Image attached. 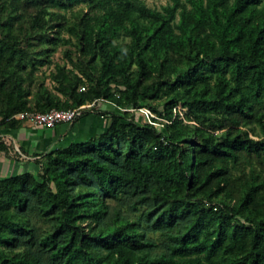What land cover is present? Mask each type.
Returning a JSON list of instances; mask_svg holds the SVG:
<instances>
[{
	"label": "trees",
	"instance_id": "1",
	"mask_svg": "<svg viewBox=\"0 0 264 264\" xmlns=\"http://www.w3.org/2000/svg\"><path fill=\"white\" fill-rule=\"evenodd\" d=\"M94 100L106 130L0 178V264H264V0H0V128Z\"/></svg>",
	"mask_w": 264,
	"mask_h": 264
},
{
	"label": "crops",
	"instance_id": "2",
	"mask_svg": "<svg viewBox=\"0 0 264 264\" xmlns=\"http://www.w3.org/2000/svg\"><path fill=\"white\" fill-rule=\"evenodd\" d=\"M87 114L73 124L60 123L53 128H42L22 123L18 128H0V178L23 172L37 171L35 159L59 145L83 141L106 130L108 119ZM18 155V156H17Z\"/></svg>",
	"mask_w": 264,
	"mask_h": 264
},
{
	"label": "rangeland",
	"instance_id": "3",
	"mask_svg": "<svg viewBox=\"0 0 264 264\" xmlns=\"http://www.w3.org/2000/svg\"><path fill=\"white\" fill-rule=\"evenodd\" d=\"M144 1L146 2V4L148 6L156 8V9H160L162 6L166 5L167 2H169V0H144ZM83 6H84L83 3H75V4H73V6H66L63 8H54L53 10H61V12L66 14V16H69L70 12L72 10H76V9L78 10V9L82 8ZM75 49L76 48L74 45H67V46L66 45H59L57 47V50L54 53H52V55H51L52 63L49 65L41 66L36 70L35 75H34V81H33L34 83H32V86H31L33 93H35L37 91L38 87L40 86L39 84H41L44 87L51 90L52 92L59 94V92L57 90V88L59 87V83L54 79L53 74H56L57 71L60 69L62 72L63 68L75 70V68L73 67V62H72V61L76 60V58L78 56V53ZM65 50H69L70 58L66 57ZM109 105L110 104H108L106 102L99 101V103L92 106L93 111L88 113V114L98 115L97 113H95L96 111H105V110H107V108L109 109V107H110ZM94 110H96V111H94ZM154 114L156 115L155 112H154ZM138 116H139L138 117L139 120H142L143 117L141 116L140 113ZM103 119L105 120L106 117H102V120ZM23 123H27V124L29 123L32 125V123L27 122L26 120L23 121ZM36 169L38 171V167ZM37 171H34V173H36Z\"/></svg>",
	"mask_w": 264,
	"mask_h": 264
},
{
	"label": "built area",
	"instance_id": "4",
	"mask_svg": "<svg viewBox=\"0 0 264 264\" xmlns=\"http://www.w3.org/2000/svg\"><path fill=\"white\" fill-rule=\"evenodd\" d=\"M99 101L108 103L105 100H94L91 103L81 105L73 109H51L47 112H21L14 115L17 120L27 121L32 123L34 126L42 128H53L60 123L72 124L82 116V112L86 108H90ZM129 111H135V109H128ZM141 116L150 123H154L153 119H158L154 112L148 107H141L137 109ZM174 112L178 114L181 118L184 117L183 110L180 106L174 108ZM184 119V118H183ZM161 120V119H160ZM186 121V120H184Z\"/></svg>",
	"mask_w": 264,
	"mask_h": 264
}]
</instances>
